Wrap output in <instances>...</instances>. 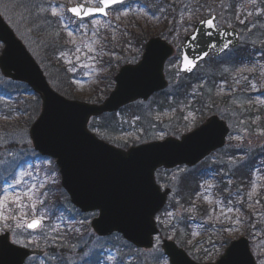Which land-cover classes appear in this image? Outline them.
Returning a JSON list of instances; mask_svg holds the SVG:
<instances>
[{
    "label": "rangeland",
    "instance_id": "374dc122",
    "mask_svg": "<svg viewBox=\"0 0 264 264\" xmlns=\"http://www.w3.org/2000/svg\"><path fill=\"white\" fill-rule=\"evenodd\" d=\"M80 2L96 5V0H0V14L40 64L50 86L59 91L68 89L70 85L75 98L82 101H89L90 98L96 97L102 98L107 89H112L113 75L118 68L140 57L141 52L132 42L122 40L124 36L129 35L130 30H145L152 36L166 35L168 42L175 48V54L166 61L164 66L168 80L164 93H156L146 102L136 101L128 107L111 113L113 114L110 118L112 129L105 125L107 119H101V117L90 120L89 128L91 124V130L97 136L115 145L128 147L140 142L160 139L162 133L164 138L166 136L179 138L181 134L191 130L205 117L215 113L223 117L230 127L226 145L191 168L196 169L199 165V168H204L202 165L204 160H207L208 164L217 163L222 172L223 188L221 191L230 194L232 199L224 200L223 195L217 193L214 177L204 179L196 195L209 208L208 211H204L202 219L201 213L196 210V205L189 208L184 207L181 197L176 192V185L188 167L160 168L156 172V180L162 188L170 186L172 192L163 210L156 215L159 232L154 235V245L148 250H143L125 243L119 235L98 237L90 227V221L96 216V212L80 213L70 203L68 195L61 187L55 159L39 155L32 147L28 130L39 113L40 98L26 89L24 83L5 79L0 74V118L7 117L5 119L9 122L18 121V124L12 128L3 129L0 126V156L7 158L9 149L14 156L22 153L19 159L26 163L23 169L18 171L26 170L33 173L31 177H25V183L20 185L16 191L26 190V185L44 184V188H38L37 191L46 193L41 197L44 203L37 205L38 211H43L49 217L45 221L44 232L29 234L28 231H22L19 236L10 233L11 241L17 238L26 242L35 240L36 243L28 244V246H37L45 251L41 257H29L25 264H58L57 260L50 259L53 255L65 258L66 264H84L86 258H92L96 254L105 258L106 264H120V261L123 264L125 261L134 264H164V261H167L169 264L160 248L162 238L172 240L176 238L188 248L187 252L199 251L207 256V262H214L231 239L241 235L247 236L246 232L249 234L247 237H251L252 253L256 263L264 264V155L250 157L254 150L256 152L264 144V128L258 127L254 122L251 126H247L246 115L240 108L242 104L250 101L258 106V109L264 110V103H261L264 101V75H262L264 72V0H256L255 6L247 0L227 2L219 0L213 6L214 8L209 7L205 10L207 15L212 12L217 14V25L236 24L241 31L242 48L240 51L247 54L241 62L233 63L232 61L228 64H221L220 71L227 73L226 77L222 78L217 77L220 71H217L213 66L215 62L211 60L201 63L189 77H184V74L178 72V46L192 28L191 23L194 17L189 16L188 11L193 10V4L197 0H188L189 5L186 0H127L123 8L117 6L116 9L110 11L107 17L96 16L86 19L84 21L88 25L86 34L76 31L75 37H69L66 34L67 31H75L79 21L73 19L65 29L64 23L72 17L66 8ZM129 2H131V7H128ZM49 4L53 7L64 6L62 13L64 21L58 17H52L50 8L46 13L39 12V7L48 8ZM167 5L169 9L165 10ZM158 9H163V11ZM124 11L129 14L122 15ZM248 12H252L253 15L248 16ZM26 15H28V20L26 19L27 22L23 23L22 18L25 19ZM118 15L119 19H117ZM182 15L183 23H181ZM32 16L47 17L46 22L49 28L42 35L44 39L50 36L51 39L57 41L51 56V63L47 62L48 58L42 52L36 34L32 35V28L27 26L31 25L29 19ZM238 16L244 20V23L239 22ZM90 21L99 23L93 25ZM94 29L97 32L95 36L93 35ZM57 33L59 35H56ZM73 39H75V44L72 43ZM97 40L99 43H94ZM88 44L94 49L93 52L88 51L85 46ZM76 47H80V53H75ZM61 52L65 55L61 56ZM237 53L239 52L231 50L225 55L233 57ZM77 55L80 57L78 61L76 60ZM248 58L250 60L245 62ZM68 60L72 63H68ZM56 64L62 68L64 74L61 76L56 70ZM82 65H87V67H82ZM73 66H75V71H69ZM249 68H254V71H238ZM213 75L215 79L211 78ZM245 76L248 77L247 80L243 79ZM208 79L215 80L213 87L207 85ZM237 80L240 81L239 84L236 83ZM253 84L255 88L252 87ZM179 87L180 91H178ZM228 94L230 104L214 100L210 103L213 95ZM198 104L202 106V110ZM236 137H241V139H236ZM238 167L251 170L246 175L238 176L235 174ZM5 175L6 173H0V195L3 194L4 188H8V185L3 183ZM253 182H255L256 192L249 199L248 194L252 191ZM244 185L245 190L243 189L242 195L240 189L242 190L241 186L244 187ZM9 191L11 192L12 189ZM205 197L208 199L206 200ZM257 200L259 204L256 203ZM241 201L245 210L246 207L251 210V217L240 211L228 214L232 217L231 220L223 216L217 220L220 209L231 206L241 210L242 207L239 204ZM168 212L173 215H166ZM53 213L55 215H52ZM237 216L243 221L242 224L234 223ZM29 217L31 218L30 210ZM53 224L59 225V234L63 238L64 247L53 248L51 246L50 237L56 235V233H51L49 228V225ZM229 227L239 228V231L233 233L224 231ZM2 232L0 230V233ZM193 232L199 235L193 236ZM157 237H159V242ZM47 246L50 249L46 252ZM161 254L163 259L158 261L157 257ZM108 256L113 259L107 260Z\"/></svg>",
    "mask_w": 264,
    "mask_h": 264
},
{
    "label": "water",
    "instance_id": "95a60500",
    "mask_svg": "<svg viewBox=\"0 0 264 264\" xmlns=\"http://www.w3.org/2000/svg\"><path fill=\"white\" fill-rule=\"evenodd\" d=\"M80 4L83 3L70 5L67 9ZM211 16L216 17L214 13ZM207 18L209 16L198 21L180 45V72L189 74L196 67L191 71H181L184 55L197 65L210 51L213 56H218L238 45L237 29L226 25L209 29L201 22ZM194 30L199 37L197 41L190 40ZM0 42L3 44L1 74L27 83L41 99V110L29 127V137L34 150L55 159L61 186L70 202L81 212L98 211L90 222L97 235L119 233L138 248H151L154 235L158 233L155 215L164 207L170 193V188L161 190L156 183L155 171L161 167L171 169L180 165H196L224 145L228 126L213 114L179 138L167 136L163 140L123 149L90 132L88 121L137 99L145 101L154 92L164 89L168 84L164 63L173 54V46L158 36L148 39L140 60L121 66L115 74V84L108 96L101 103H88L68 99L50 87L39 65L1 15ZM224 44L229 47L224 49ZM204 52L208 55L201 59ZM6 234L11 244L9 233H1L0 239ZM12 247L19 248V252L0 251V264H21L23 253L27 255L23 256L22 264L31 255L43 254L39 249ZM161 250L170 264H256L245 236L231 240L214 262H197L173 240L166 238L161 240Z\"/></svg>",
    "mask_w": 264,
    "mask_h": 264
},
{
    "label": "snow or ice",
    "instance_id": "6c2138e0",
    "mask_svg": "<svg viewBox=\"0 0 264 264\" xmlns=\"http://www.w3.org/2000/svg\"><path fill=\"white\" fill-rule=\"evenodd\" d=\"M248 3L255 6L256 0H247ZM99 7H88L84 4H80L76 7H70L67 9V12L72 14V17L69 18L68 21L64 23V28H68V24L72 22V20L79 21L77 25V29L75 31H67V36L69 37H75L76 31H82L85 34L88 30V25L84 23L85 18H90L94 16L95 14H102L104 16H108L110 11L114 10L119 6L120 8H123L124 5L127 3V0H98ZM128 7H131L129 4ZM50 8V14L52 17H58L62 21H64L63 11L64 6L63 5H57L53 7L51 4H49L48 8L45 7H39L40 13H46L48 12ZM163 11V9H158ZM129 13L127 11L122 12V15L127 16ZM192 13L189 12V16H191ZM248 16L253 15L252 12L247 13ZM119 15L117 16V19H119ZM45 21L47 20V17H44ZM216 17L209 15V18H207L204 21H201L202 23L206 24L209 29L216 27L214 24ZM240 23H244V20L241 19L239 16L237 17ZM93 25H97L98 21H90ZM181 23H183V15L181 16ZM56 35H59L57 33ZM93 35H97L96 30H93ZM208 35H211L209 32ZM199 39L198 35L195 34V30L193 31V34L190 36V40L197 41ZM73 44H75V39L72 41ZM94 43H99V40L94 41ZM88 48L89 52H93L94 49L91 47L90 44L85 45ZM213 48H215V45H212ZM229 47L228 44H224L223 48L227 49ZM223 50V49H222ZM81 49L80 47L75 48V53H80ZM61 56H64L65 53L61 52ZM208 55V52H204L201 59L206 57ZM80 57L77 55L76 60L78 61ZM91 59H95L94 57H91ZM68 63H72L71 60L67 61ZM195 61L193 59H190L187 55H184L182 57V67L181 71H191L193 67H195ZM82 67H87V65H82ZM254 71V68L249 69H241L238 71ZM69 71H75V66L73 68L69 69ZM262 75H264V72H262ZM243 79L247 80L248 77L245 76ZM237 84L240 83L239 80L236 81ZM253 88L256 86L253 84ZM221 92H223V88H221ZM261 103H264L262 101ZM191 115V114H190ZM7 118V117H5ZM138 119V118H137ZM160 139L164 138L163 133L159 137ZM236 139H241V137H236ZM151 146V145H150ZM163 146V145H160ZM19 155H22L19 154ZM19 155H12L11 150L9 149V154L7 158H4L3 156H0V173H6L3 179V183L8 185V188L3 189V194L0 195V230L5 231L6 233H13L16 236H19L22 231H28L29 234L31 232H41L43 233L45 230V221L49 218L43 211H38L37 205L43 204L44 200L41 198L42 196H45L46 193L38 192L37 189H43L44 184H32L31 186L26 185V190L23 191H16L17 188L20 187V185L25 183V177H31L33 175L32 172L29 171H18L19 169H23L24 163L26 161H21L19 159ZM211 187V185H209ZM9 189H12L10 192ZM256 192L255 182H253V188L252 191L248 194L249 199L252 198V196ZM207 200L208 198L205 197ZM257 204H259V200L256 201ZM29 210L31 211V218L29 217ZM241 210L239 208L234 207H227L226 209H220L219 215L217 216V220H219L220 216L225 217L226 219L231 220L232 217L228 214L230 213H239ZM52 215H55L53 213ZM166 215L172 216L173 213L168 212ZM235 224L239 225L242 224L243 221L240 220L239 216L236 217ZM51 233H56V235L51 236V246L53 248H60L64 247L63 244V238L59 234V225L53 224L49 225ZM224 231L233 233L236 231H239V228H233L229 227L224 229ZM199 233L193 232V236H197ZM157 241L159 242V237H157ZM227 242V241H225ZM36 243L35 240L26 242L22 239H14L12 240L11 244L8 242V235H4L3 239H0V251L2 250H8L10 252L18 253L19 248H14L12 245H18L20 247H26L28 244H34ZM157 251H159V247H157ZM231 252V249L229 250V253ZM27 253L21 254V264L23 260V256H26ZM87 257V254H85ZM50 259H55L58 261V264H66L65 258L62 256H56L53 255ZM113 257L108 256L107 260H111ZM163 259V256L157 257V260ZM227 259V257L225 258ZM84 264H106L105 258L101 257L99 254H96L92 258H86L84 260ZM120 264H123L122 261H120ZM164 264H167V261H164Z\"/></svg>",
    "mask_w": 264,
    "mask_h": 264
},
{
    "label": "trees",
    "instance_id": "16d2710c",
    "mask_svg": "<svg viewBox=\"0 0 264 264\" xmlns=\"http://www.w3.org/2000/svg\"><path fill=\"white\" fill-rule=\"evenodd\" d=\"M9 1V0H8ZM22 1V0H21ZM188 5L189 2L188 0H186ZM219 0H197V2L195 4H193V10L192 11H188L192 13V17H194L193 22L191 23V25H193L199 18L203 17L205 14V10L209 7H213L215 6V4L218 2ZM214 2V3H211ZM131 2H129L128 4H130ZM187 5V6H188ZM39 6V5H38ZM176 7L178 8V6L176 5ZM176 8V9H177ZM214 8V7H213ZM169 9V5H167V7H165V10ZM170 10H172V8H170ZM186 14V13H185ZM27 16H25L22 18L23 23L27 22ZM27 19V20H26ZM25 20V21H24ZM29 23L31 25H27L28 27L32 28L31 30V34H36L39 43L41 44V48H42V52L44 53V55L48 58L47 62L51 63V56L53 55V51H54V46L57 44V41L53 40L49 37L46 36V39H44V36L42 34H44L45 30L48 31L49 26H47V22L45 21L44 17L42 16V18H37L32 16L29 19ZM174 23V22H173ZM26 25V24H25ZM233 25L236 26V24L233 23ZM155 35V34H154ZM161 35V37L165 38L168 40V37L164 34H159ZM152 36V34H150L148 31L145 30H138V31H134L133 29L129 31V35L128 36H124L122 40H126L129 42H132L133 45H135L138 49L139 52H141L143 50L144 47V43L147 39H149ZM242 46L241 44L234 49V52H239L237 53L235 56H228V55H222L218 58H210L211 61L215 62L213 64L214 67H216L217 71L221 70V64H228L229 62L236 63V62H241L242 60H244V58L247 56V54H243L240 50H241ZM228 58H225V57ZM250 58V56H249ZM247 59L245 62L249 61L250 59ZM223 59V60H222ZM216 64V65H215ZM56 70L58 72H60V76L61 74H64L62 71V68L56 64ZM227 73L226 72H219V74L217 75V77H226ZM184 77H189L190 75H183ZM211 78L215 79V75H213ZM207 80V85L209 87H213L215 85V80ZM26 89H28V87L25 86ZM61 89V88H60ZM180 87L178 89V91H180ZM110 89H107L106 92L104 93V96L107 95V93L109 92ZM62 94L70 97V98H75V96L73 95V92L70 88V85L68 87V89H61L59 90ZM164 93V91H161ZM160 92V93H161ZM244 95V91L242 93ZM103 96V97H104ZM230 95H213V99L210 101V103L214 100L220 103H229V97ZM102 100V98L100 97H96V98H90L89 102H100ZM163 100L166 101V99L163 97ZM199 101V100H198ZM17 107H19V104L16 103ZM198 106L200 107V109L202 110V106L200 104H198ZM241 111L246 115V119H247V126H251L252 122H254V124H256L258 127L260 126L261 128H264V110L262 109H258V106L253 105L250 101L249 103H244L242 104V106H240ZM107 116V117H106ZM111 116H113V114H107V115H102L100 116L101 119H107V121L105 122V125L110 126V129L113 128L112 126V122L110 121ZM16 124H18V121H8L5 118H0V126L3 127V129H8V128H12V126H15ZM90 129H91V124H90ZM264 155V144L262 146H260L259 149L255 150L251 153L250 157H262ZM202 165H204V168H187V171L185 172V174L183 176L180 177V180L178 182V184L176 185V189H177V194L181 197L182 201H183V206L184 207H190L192 205H196V210L199 211L201 213V218L203 219L204 217V211H208V207L205 206L202 202L201 199H199L196 195L199 191V185L200 183L208 178V177H214V182L216 183V191L217 193H221L224 197V200L226 199H232V196H230V194H225L222 193V188L223 185L221 184V182L223 181L222 179V172H221V167H219V165L217 163H207V160H204L202 162ZM251 169L250 168H237L235 171V174H237L238 176H243L244 174L246 175V173H249ZM248 175V174H247ZM233 179V178H232ZM241 184H243V182L241 181ZM242 190L245 188L242 187ZM245 190V189H244ZM57 198V197H56ZM61 207V206H60ZM241 207H243V210L245 212H247V210H245V206L243 203H241ZM249 212V210H248ZM257 228V226H256ZM246 235H249L246 232ZM181 247L185 248L187 251L188 248L184 246V244L182 243V241L177 240L176 238L174 239ZM37 247V246H36ZM50 249V248H49ZM48 246L45 248L46 252L49 250ZM190 255L197 261H206L207 260V256L199 251L197 252H189ZM125 264H134V263H129L125 261Z\"/></svg>",
    "mask_w": 264,
    "mask_h": 264
}]
</instances>
